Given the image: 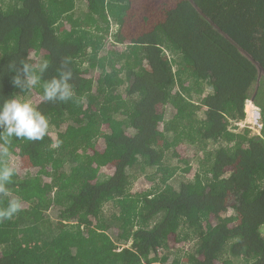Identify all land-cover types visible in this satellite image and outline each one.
Masks as SVG:
<instances>
[{"label":"trees","instance_id":"obj_1","mask_svg":"<svg viewBox=\"0 0 264 264\" xmlns=\"http://www.w3.org/2000/svg\"><path fill=\"white\" fill-rule=\"evenodd\" d=\"M47 61L21 93V59ZM71 70L73 97L43 100ZM49 122L15 174L0 264H264V0H0V104ZM251 102L259 133L239 129ZM2 131V130H0Z\"/></svg>","mask_w":264,"mask_h":264},{"label":"clouds","instance_id":"obj_2","mask_svg":"<svg viewBox=\"0 0 264 264\" xmlns=\"http://www.w3.org/2000/svg\"><path fill=\"white\" fill-rule=\"evenodd\" d=\"M48 63L29 62L27 58L21 59L19 66L15 68L12 77V85L27 93L41 82L42 74L47 70ZM72 79L71 70H61L59 77H53L43 84V100L45 102H67L72 99L73 86L69 81ZM23 95L15 94L0 104V132L8 137L27 138L32 141L41 140L49 127L47 117L35 108L31 102L22 99ZM10 153L6 146H0V158L9 157ZM15 167L11 164L0 166V193L8 195L7 184L15 174ZM21 208L19 198L9 201L7 207L0 208V220L11 219Z\"/></svg>","mask_w":264,"mask_h":264},{"label":"built area","instance_id":"obj_3","mask_svg":"<svg viewBox=\"0 0 264 264\" xmlns=\"http://www.w3.org/2000/svg\"><path fill=\"white\" fill-rule=\"evenodd\" d=\"M260 121V111L249 102L246 106V118L243 121L236 123V126L239 129L251 128L254 132L259 133V130L261 129Z\"/></svg>","mask_w":264,"mask_h":264},{"label":"water","instance_id":"obj_4","mask_svg":"<svg viewBox=\"0 0 264 264\" xmlns=\"http://www.w3.org/2000/svg\"><path fill=\"white\" fill-rule=\"evenodd\" d=\"M261 232L264 234V227L261 229Z\"/></svg>","mask_w":264,"mask_h":264}]
</instances>
